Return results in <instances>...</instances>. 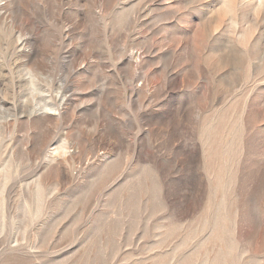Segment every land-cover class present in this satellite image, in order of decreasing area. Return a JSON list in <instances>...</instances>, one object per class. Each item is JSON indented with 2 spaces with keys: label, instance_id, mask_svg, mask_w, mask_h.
Listing matches in <instances>:
<instances>
[{
  "label": "rangeland",
  "instance_id": "rangeland-1",
  "mask_svg": "<svg viewBox=\"0 0 264 264\" xmlns=\"http://www.w3.org/2000/svg\"><path fill=\"white\" fill-rule=\"evenodd\" d=\"M0 264H264V0H0Z\"/></svg>",
  "mask_w": 264,
  "mask_h": 264
}]
</instances>
